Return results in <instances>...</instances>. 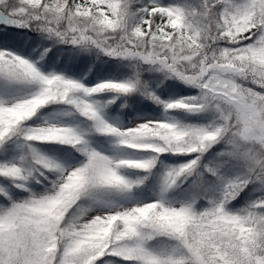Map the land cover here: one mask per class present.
I'll return each instance as SVG.
<instances>
[{
  "label": "snow or ice",
  "instance_id": "1",
  "mask_svg": "<svg viewBox=\"0 0 264 264\" xmlns=\"http://www.w3.org/2000/svg\"><path fill=\"white\" fill-rule=\"evenodd\" d=\"M0 264H264V0H0Z\"/></svg>",
  "mask_w": 264,
  "mask_h": 264
}]
</instances>
